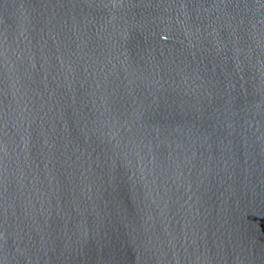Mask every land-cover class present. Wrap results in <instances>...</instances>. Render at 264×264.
Returning a JSON list of instances; mask_svg holds the SVG:
<instances>
[{
	"label": "water",
	"instance_id": "1",
	"mask_svg": "<svg viewBox=\"0 0 264 264\" xmlns=\"http://www.w3.org/2000/svg\"><path fill=\"white\" fill-rule=\"evenodd\" d=\"M0 264H264V0H0Z\"/></svg>",
	"mask_w": 264,
	"mask_h": 264
}]
</instances>
